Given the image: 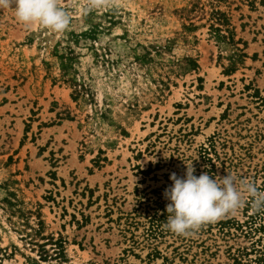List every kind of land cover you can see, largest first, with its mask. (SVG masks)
Wrapping results in <instances>:
<instances>
[{
    "label": "rangeland",
    "instance_id": "1",
    "mask_svg": "<svg viewBox=\"0 0 264 264\" xmlns=\"http://www.w3.org/2000/svg\"><path fill=\"white\" fill-rule=\"evenodd\" d=\"M0 9V264H264V210L178 236L170 175L264 191V0Z\"/></svg>",
    "mask_w": 264,
    "mask_h": 264
},
{
    "label": "clouds",
    "instance_id": "2",
    "mask_svg": "<svg viewBox=\"0 0 264 264\" xmlns=\"http://www.w3.org/2000/svg\"><path fill=\"white\" fill-rule=\"evenodd\" d=\"M87 10L113 5L117 0H85ZM0 9H12L16 20L31 27L38 25L54 34H63L71 17L61 0H0ZM186 164L183 177L170 175L172 185L165 189L167 220L163 227L178 236L195 234L202 226L214 224L225 216H236L246 204L264 210V191L254 181L234 173L212 178L208 173L194 174Z\"/></svg>",
    "mask_w": 264,
    "mask_h": 264
}]
</instances>
